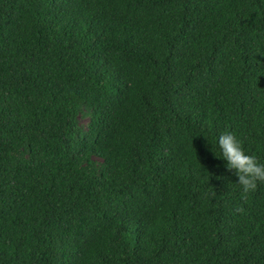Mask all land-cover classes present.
I'll return each instance as SVG.
<instances>
[{"label":"trees","instance_id":"obj_1","mask_svg":"<svg viewBox=\"0 0 264 264\" xmlns=\"http://www.w3.org/2000/svg\"><path fill=\"white\" fill-rule=\"evenodd\" d=\"M225 130L264 161V0H0V264H264Z\"/></svg>","mask_w":264,"mask_h":264},{"label":"clouds","instance_id":"obj_2","mask_svg":"<svg viewBox=\"0 0 264 264\" xmlns=\"http://www.w3.org/2000/svg\"><path fill=\"white\" fill-rule=\"evenodd\" d=\"M211 145L215 155L223 158L225 168L232 171L236 177L234 181H229L228 187L230 183H234L238 186L241 199L247 200L258 185L264 183V161L249 152L232 131L219 132ZM236 211L243 209L238 207Z\"/></svg>","mask_w":264,"mask_h":264}]
</instances>
